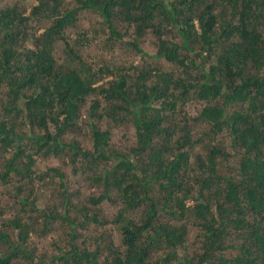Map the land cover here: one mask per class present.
Returning <instances> with one entry per match:
<instances>
[{
  "label": "trees",
  "instance_id": "16d2710c",
  "mask_svg": "<svg viewBox=\"0 0 264 264\" xmlns=\"http://www.w3.org/2000/svg\"><path fill=\"white\" fill-rule=\"evenodd\" d=\"M26 1L0 8V182L14 185L19 210L0 224V264H35L26 244L51 220L67 228L68 250L56 246L50 264H264V0ZM82 12L141 64L92 73L66 36ZM36 22L48 23L38 35ZM147 35L153 57L140 48ZM98 73L112 79L96 87ZM122 125L134 144L116 149ZM83 132L90 147L64 142ZM47 155L64 156L97 192L73 204L61 170L34 172ZM55 179L61 217L54 202L46 215L36 208L35 187ZM105 202L118 207V247L100 218ZM86 226L98 231L82 238Z\"/></svg>",
  "mask_w": 264,
  "mask_h": 264
},
{
  "label": "rangeland",
  "instance_id": "374dc122",
  "mask_svg": "<svg viewBox=\"0 0 264 264\" xmlns=\"http://www.w3.org/2000/svg\"><path fill=\"white\" fill-rule=\"evenodd\" d=\"M15 2L22 3L23 0H0V8L4 7L6 4H13ZM33 1L27 0L25 4L27 6L31 5ZM29 11V10H28ZM48 26L47 22L40 23H32V31H36L38 35L41 33L44 28ZM68 39L72 42L77 43L78 48L75 50L78 51L80 58L83 62L91 68L92 73L98 72L99 69H107V70H119V69H128L131 66H139L141 61L139 60V55H137L125 41H109V34L107 30L104 29L102 21L98 18V16L94 13H80L78 15V21L76 23V28L70 30L66 33ZM62 47V45H60ZM59 49L55 53L57 59H61L63 55L61 54ZM140 48L149 55L153 57L155 55V44L152 36L147 35L140 42ZM147 62L148 64L156 63L158 67L165 70H171V67L164 63L163 61H154V60H142L143 62ZM142 66V65H141ZM162 69V70H163ZM96 87L102 86L110 81L112 78L110 76L104 75V73H98L96 77ZM6 95L5 90L0 89V115L4 114V110L1 107V104L5 103ZM89 103H87L82 110L80 111V122L85 120L87 117ZM189 112L191 114H196L199 112V108L195 105L189 108ZM107 125L103 124L102 128H105ZM51 131L52 128H51ZM86 133H82L80 135L68 134L65 136L64 142H68L71 139H76L79 143L84 147H90V141L85 137ZM220 140L227 141L224 138H220ZM111 144L116 149L123 148L125 146H129L134 144V131L132 127H128L126 125L119 126L115 128L111 133ZM48 168H58L65 175V180L69 184L68 190L69 192H74L78 194L77 198H71V202L73 204L80 203L83 205L86 201L87 197L93 193H96L97 190L94 187H91L88 183L87 179L80 174H72L71 167L67 163L66 158L56 157L54 155H47L41 158H37L34 166V172L40 173L46 171ZM2 168L0 167V172ZM56 184H55V183ZM52 185H46L43 188L35 187L37 203L36 208L39 212L43 214H48L50 211V207L52 206V202L58 205L56 213L61 217L62 215V207L60 205L61 197H59L57 179L54 180ZM37 184H41V181L37 182ZM14 185L5 186L0 182V224H7L10 221H13L15 215L18 213L15 212L16 208L11 205V199L14 192ZM118 210L117 205L113 206L110 203L103 204L99 208L100 218L107 220L109 222L107 226V230L110 231L115 245L120 246V235L118 231L111 224V221L115 218V214ZM2 214V215H1ZM29 217H33L35 219L38 217L37 214L29 215ZM43 219L39 221L42 222ZM52 227L44 233L43 230H40L37 234H32L30 239L26 244V248L29 252L36 256L35 264L37 261H40L42 258L48 264L51 263L53 256L58 255V251H56V246L59 249L67 248V236L68 232L67 228H62L60 225L62 224L60 220H51ZM11 233L12 229L7 230ZM98 230L94 232L92 226H86L82 230H78L79 236L82 238H88L92 236V233H96ZM190 249L197 250L199 249V242L195 238V234H192L189 240ZM76 244H80V240H76ZM68 250V249H66ZM20 264H33L32 262H21Z\"/></svg>",
  "mask_w": 264,
  "mask_h": 264
}]
</instances>
